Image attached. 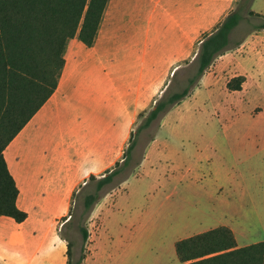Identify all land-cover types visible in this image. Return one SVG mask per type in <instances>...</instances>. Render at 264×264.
Here are the masks:
<instances>
[{"label":"crops","instance_id":"1","mask_svg":"<svg viewBox=\"0 0 264 264\" xmlns=\"http://www.w3.org/2000/svg\"><path fill=\"white\" fill-rule=\"evenodd\" d=\"M234 2L117 0L112 5L111 15L105 19L104 11L93 46L86 47L76 38L70 40L56 90L4 151L19 197V178L28 180L29 176H34L36 181L30 182L43 186L42 195L67 198L72 189L83 184L90 175L111 171L119 153L128 147L136 108L145 107L142 105L150 98L151 85L178 70L183 59L192 54L200 34L209 33L225 18L233 10ZM250 10L264 16L263 11ZM122 37H128L125 40L128 43H115ZM218 59H222L224 68L244 71L243 66L250 62L251 74L241 76L259 87V74L264 71V33L254 32ZM120 65L131 69L128 72L133 74L117 82L111 71ZM152 75L155 79L151 84ZM255 101H264V96L252 94L243 102ZM255 110L247 115L264 120V110ZM49 116L62 122V126H52ZM162 130L164 128L158 129L138 164L137 175L132 178L143 181L141 174L145 178L155 177L159 179L160 189H167L171 182L181 187L190 183L195 195L188 199L178 194L175 186L161 196L166 202L177 197L178 207L172 209L170 205L159 204L152 211L118 213V230L126 238L122 246L123 241L116 243L120 246V260L124 264H182L176 256V242L221 227L231 231L236 249L264 242V126L207 130L214 134L206 146L196 149L190 165L186 168L176 165L173 169V165L169 167L165 163L167 172L162 171L161 160L153 159V155L163 157L165 152L157 145ZM21 135L24 139L19 142ZM46 137L48 144L44 143ZM27 138L31 146L27 145L26 150L22 145ZM42 143L45 145L39 147ZM66 151L74 152V161L65 155ZM29 152L40 164L34 167L25 164L24 157ZM60 153L68 159L63 165L43 162ZM126 182L127 179L122 182L121 189ZM51 183L58 187L49 189ZM184 204L197 209L199 216L195 222L200 228L182 238L164 239L162 234L189 229L182 227L183 216H186L182 210ZM153 231H158L160 238L155 242L145 240Z\"/></svg>","mask_w":264,"mask_h":264},{"label":"rangeland","instance_id":"2","mask_svg":"<svg viewBox=\"0 0 264 264\" xmlns=\"http://www.w3.org/2000/svg\"><path fill=\"white\" fill-rule=\"evenodd\" d=\"M115 1L117 0H108L104 19L111 15ZM238 1L235 0L234 8ZM250 8L264 12V0L252 3ZM247 10L242 12L243 18L240 25L231 34L232 44L241 43L256 32L252 31V27L260 20L249 17ZM220 22L215 24L211 31ZM257 32L264 33L263 30ZM206 34L208 33H201L199 38L201 39ZM127 38L115 43H128L125 41ZM199 40L194 44L192 54L184 58L181 67L175 71L174 78L167 73L163 78L160 77L154 82L155 76H151V84L154 83L151 85L150 98L142 105L145 106L144 108L139 110L136 108L135 117L130 125L132 132L127 143L131 149L127 152V147L119 153L118 160L112 166L117 174L110 184L98 192V200L89 209L85 208V197L94 193L96 184V180H89V178L91 176L96 179L100 178L108 170L98 176L90 175L83 184L76 185L67 198H59L57 195L54 198L45 197L41 194L44 190L43 186L31 184L30 181H36L34 176H29L28 180L25 179L26 177L18 179L21 188L18 205L27 213V219L21 224H15L10 219L0 217V264H124L118 256L120 246L126 240L118 230L120 224L118 213L127 210L152 211L159 204L170 205L172 209L178 207L180 202L176 201L177 197L166 202L161 196L168 194L175 186H177L178 194L188 199L195 195V189L190 183L181 187L171 182L167 189L164 187L160 189L159 179L155 177L146 176L145 178L141 174L143 181L132 178L137 175L138 164L144 159V154L151 141L156 138L158 129L164 128L158 136L157 145L165 152L163 157L153 155V159L161 160L162 171L167 172L168 168L165 163L169 167L173 165V169L176 165L182 164L185 168L190 165L196 149L206 146L214 134L207 130H217L223 127L243 129L264 126V120H255L247 115L250 110L256 111V108L263 111L264 101L248 104L243 102L246 96L252 94L264 96V71L259 74V77L261 76L259 87H255L251 81L246 82L244 79L240 91H230L227 89V83L232 78L244 73L251 74L249 72L250 62L243 66L246 71L238 68L227 69L221 65L222 59L217 58L213 65L205 71L197 86L190 88L188 95L170 109L172 115L167 114L170 111L168 110L160 114L147 128L137 131L170 84L171 90L177 92H181L187 85V79L194 71L192 62L199 47ZM106 69L111 71L107 67ZM130 70L125 65H120L117 70L111 71L113 80L117 82L126 80L133 74V72H128ZM91 74H94V71ZM236 114L238 116H234ZM244 114L246 116H243ZM48 120L52 126H62V122L55 121V118L51 119L49 116ZM229 123H231L230 126ZM23 137L24 135H21L18 141L20 142L21 138L24 139ZM26 141L22 147L27 150V145L31 146V142L29 138ZM44 143H49L47 137ZM45 144L42 143L39 147ZM66 152L65 155L74 161L72 159L74 152ZM124 156L127 157L125 162H123ZM50 158L43 162L50 165L53 163L63 165L68 160L63 153ZM24 160L25 164L30 167L40 164V161L36 163L34 155L30 152ZM125 179H127L126 185L124 189H121V184ZM49 186V189L58 187L53 183ZM151 196L157 198H151ZM182 210L186 214L183 216L182 227L188 226L189 229L180 228L172 233L162 234L164 239L172 241L182 238L195 233L196 228H200V225L195 222L199 216L197 209L184 204ZM177 221L181 222L179 218ZM83 230L87 233L86 238L83 237ZM159 236L158 231H153L144 239L155 242L160 238ZM117 240L123 241L120 246L116 244ZM68 244L70 245V256L66 254Z\"/></svg>","mask_w":264,"mask_h":264},{"label":"trees","instance_id":"3","mask_svg":"<svg viewBox=\"0 0 264 264\" xmlns=\"http://www.w3.org/2000/svg\"><path fill=\"white\" fill-rule=\"evenodd\" d=\"M108 0H0V217L21 224L27 213L18 207L19 190L4 158V151L57 88L70 40L91 47ZM253 0H239L236 7L199 41L193 59L194 71L181 92L171 84L155 103L137 131L147 128L160 114L182 101L197 86L205 71L226 51L232 32L240 25L242 12L259 19L252 31L264 30V16L250 10ZM176 72L172 73V77ZM244 77L227 83L240 91ZM131 146L127 148L130 151ZM127 159L123 157V162ZM117 171H107L96 180L95 191L85 197L89 209L98 192L112 182ZM83 237H87L85 230ZM182 264H264V242L236 249L233 234L225 227L198 234L175 244ZM70 256V245L67 247Z\"/></svg>","mask_w":264,"mask_h":264}]
</instances>
